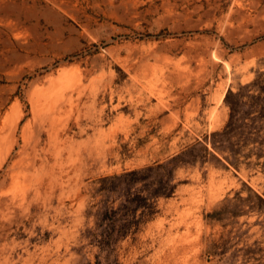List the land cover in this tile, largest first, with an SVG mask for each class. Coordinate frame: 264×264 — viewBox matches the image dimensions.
Returning a JSON list of instances; mask_svg holds the SVG:
<instances>
[{"label": "rangeland", "instance_id": "1", "mask_svg": "<svg viewBox=\"0 0 264 264\" xmlns=\"http://www.w3.org/2000/svg\"><path fill=\"white\" fill-rule=\"evenodd\" d=\"M0 1V264H264V0Z\"/></svg>", "mask_w": 264, "mask_h": 264}, {"label": "trees", "instance_id": "2", "mask_svg": "<svg viewBox=\"0 0 264 264\" xmlns=\"http://www.w3.org/2000/svg\"><path fill=\"white\" fill-rule=\"evenodd\" d=\"M252 84L254 83L248 84L244 88H248ZM232 94L233 92L230 91L226 100ZM236 95L247 97L244 104L250 108H234L233 104H231L230 119L224 129V133L231 134L238 129L241 130L240 134L245 138L242 147L253 145L244 156L250 157L256 154L257 158L260 159L264 157V86L260 88L258 93L244 94L239 91ZM238 114H241V116L238 117ZM240 120L242 122H238Z\"/></svg>", "mask_w": 264, "mask_h": 264}, {"label": "bare ground", "instance_id": "3", "mask_svg": "<svg viewBox=\"0 0 264 264\" xmlns=\"http://www.w3.org/2000/svg\"><path fill=\"white\" fill-rule=\"evenodd\" d=\"M1 2V1H0ZM3 2H4V0H3ZM2 2V3H3ZM7 4H8V2H7ZM0 6H1V4H0ZM9 22V21H8ZM4 23V22H3ZM8 25V24H7ZM11 26V25H10ZM39 90V89H38ZM58 90V89H57ZM39 93V92H38ZM51 114V113H50ZM55 115V114H54ZM54 115H52V116H54ZM51 116V117H52ZM56 117V116H55ZM45 122H46V120H45ZM49 122H50V120H49ZM52 123V122H51ZM43 125H44V123H43ZM47 125V124H46ZM34 126H35V124H34ZM48 129V128H47ZM17 130H18V124L16 123L15 124V126L13 127V134H16V132H17ZM26 130H27V128L26 127H24L23 128V131H22V136H23V138L25 139L26 137ZM35 131V130H34ZM1 132V131H0ZM46 134H47V132H46ZM39 135V134H38ZM43 135V134H42ZM48 140V139H47ZM63 142V141H62ZM66 143V142H65ZM31 145V144H30ZM48 145V144H47ZM30 150V149H29ZM24 151H25V149H23L22 151H21V153H24ZM8 152H10V150L8 151ZM34 153V152H33ZM8 155V153L5 155V157ZM5 157H4V159H3V161L5 160ZM15 162V161H14ZM2 161H0V168L2 167ZM16 164V163H15ZM30 167V166H29ZM68 168V167H67ZM28 170V169H27ZM12 173H14V172H12ZM15 174V173H14ZM18 176V175H17ZM24 176V175H23ZM11 178V177H10ZM15 178H16V180H17V177L15 176ZM14 179V178H13ZM26 179V178H25ZM6 180H7V178H6ZM21 180H23V178L21 179ZM11 181H12V178H11ZM14 182H15V180H14ZM10 183V182H9ZM9 183H8V185H9ZM10 184H12V183H10ZM13 185H15V184H13ZM20 186V185H19ZM8 188H9V190H10V185L9 186H7ZM13 187V186H12ZM15 187H16V185H15ZM14 187V188H15ZM1 190H2V188H1ZM3 190H8L7 188L5 189H3ZM2 190V191H3ZM12 190V189H11ZM22 190V189H21ZM1 191V192H2ZM3 193V192H2ZM7 194V193H6ZM56 197V196H55ZM7 201L9 202V203H7L6 205L7 206H10V205H12V204H14L15 203V200L14 199H7ZM32 203V201L30 202V204ZM2 205V204H1ZM2 207V206H1ZM17 212V211H16ZM5 215V212L4 211H1L0 210V216H4ZM0 224H1V222H0Z\"/></svg>", "mask_w": 264, "mask_h": 264}]
</instances>
